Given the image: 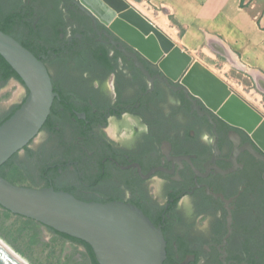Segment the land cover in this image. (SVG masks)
Masks as SVG:
<instances>
[{
  "label": "flooded vegetation",
  "instance_id": "af4514ba",
  "mask_svg": "<svg viewBox=\"0 0 264 264\" xmlns=\"http://www.w3.org/2000/svg\"><path fill=\"white\" fill-rule=\"evenodd\" d=\"M8 8L19 14L9 36L44 64L57 97L0 176L138 207L161 226L164 264H264V163L252 151L263 152L250 134L135 53L144 75L70 0H0V26Z\"/></svg>",
  "mask_w": 264,
  "mask_h": 264
},
{
  "label": "water",
  "instance_id": "95a60500",
  "mask_svg": "<svg viewBox=\"0 0 264 264\" xmlns=\"http://www.w3.org/2000/svg\"><path fill=\"white\" fill-rule=\"evenodd\" d=\"M70 1L91 19L94 27L97 22L101 23L109 39L112 40V36H115L118 40L112 42L113 45H117L118 51L123 54L134 57L135 65L144 75L148 74L136 60L135 53L152 61L161 59L159 67L163 74L171 81L179 78L176 69H179L178 63L181 64L180 68L182 67L184 57L178 54L174 44L152 22L124 0H111L117 5L110 2V16L123 22L125 20L123 13L129 11L149 22L153 29L152 34L157 38L163 37L169 43V47L162 46L159 56L152 58L145 55L123 35L110 27L106 20H101L84 4L83 0ZM247 1L243 0V4ZM259 26H264V14ZM139 29L142 39L149 36L150 33L145 32L141 27ZM124 43L133 48L134 53L127 52L123 46ZM211 48L220 55L230 57L223 48L212 45ZM0 57L16 73L23 85L11 102L0 105V115L12 106L20 104L25 97L19 108L0 125L1 166L12 155L20 153L38 135L50 114L57 94L53 91L51 79L44 64L18 41L1 30ZM164 81L169 86L167 79ZM254 81L258 85H264L263 80L255 78ZM180 83L190 100L192 97L201 100L182 81ZM7 85L8 81L1 92L7 89ZM254 143L263 153H255L252 149L250 151L264 163V150L255 141ZM0 207L13 215L35 221L56 233L86 243L91 248L97 264H164L166 259V241L161 226H155L138 207L131 204L84 202L67 192L55 191L53 188L33 189L16 186L0 176ZM227 213L228 233L223 239V244L230 233L229 210ZM0 264L23 263L0 243Z\"/></svg>",
  "mask_w": 264,
  "mask_h": 264
},
{
  "label": "rangeland",
  "instance_id": "374dc122",
  "mask_svg": "<svg viewBox=\"0 0 264 264\" xmlns=\"http://www.w3.org/2000/svg\"><path fill=\"white\" fill-rule=\"evenodd\" d=\"M124 1L156 24L158 30L174 44L178 54L184 57L182 67L180 68L181 64L178 63L179 69H176L181 80L192 67H198L225 86V95L218 97L212 94L215 97V105L228 107L227 99L232 95L248 104L264 121V85H258L245 70L233 66L227 57L218 55L204 44L196 48L180 46L175 36L157 18L160 11L149 0ZM109 4L110 1L108 4L105 2L108 7ZM109 8L111 9V6ZM192 84L195 92L201 90L199 85ZM21 88L22 85L14 79L8 80L7 89L0 91V105L11 102ZM29 220L16 217L0 207V239L28 264H90L84 248L56 236L39 223Z\"/></svg>",
  "mask_w": 264,
  "mask_h": 264
},
{
  "label": "crops",
  "instance_id": "0c3cea01",
  "mask_svg": "<svg viewBox=\"0 0 264 264\" xmlns=\"http://www.w3.org/2000/svg\"><path fill=\"white\" fill-rule=\"evenodd\" d=\"M149 2L159 9L157 18L180 46L196 48L204 44L209 48L211 45L223 48L231 54L228 61L234 56L240 65L237 68L245 70L253 79L264 81V26H259L264 0H248L245 4L243 0ZM250 72L256 73V77Z\"/></svg>",
  "mask_w": 264,
  "mask_h": 264
},
{
  "label": "bare ground",
  "instance_id": "6f19581e",
  "mask_svg": "<svg viewBox=\"0 0 264 264\" xmlns=\"http://www.w3.org/2000/svg\"><path fill=\"white\" fill-rule=\"evenodd\" d=\"M110 1L115 5L116 3L111 0H83L84 4L92 9L101 20H106L110 27L115 29L118 33L123 35L127 41L134 44L141 52L145 55L155 58L160 55L163 47H169V43L161 36L158 38L152 34V27L149 22L145 19L136 16L132 12H124L125 20L123 22L116 20L109 14L110 6L105 5V2ZM117 5V4H116ZM115 5V6H116ZM133 23V24H132ZM136 25V26H134ZM141 27L145 32L150 33L145 39L140 35ZM231 55V54H229ZM231 59V58H230ZM231 63L235 67H240L234 56H232ZM170 72V71H169ZM172 75L173 73L170 72ZM250 74L255 78L256 73L250 72ZM188 77V78H186ZM182 79V83L198 98L201 96V100L210 108L216 112L221 118L226 120L232 125L243 128L247 131L253 140L264 150V121L263 118L251 110L248 104L243 102L237 97L232 95L228 96V107H220L214 104L215 97L226 94L225 86H223L218 80L213 76L207 74L205 71L198 67H192L187 76ZM199 85L201 90L195 92L196 89L194 84ZM195 90V91H194ZM198 90V89H197ZM213 94V96H212ZM260 128L259 131L258 128ZM0 243L10 251L20 262L23 264H28L23 257L19 256L15 251H13L8 245H6L1 239Z\"/></svg>",
  "mask_w": 264,
  "mask_h": 264
},
{
  "label": "trees",
  "instance_id": "16d2710c",
  "mask_svg": "<svg viewBox=\"0 0 264 264\" xmlns=\"http://www.w3.org/2000/svg\"><path fill=\"white\" fill-rule=\"evenodd\" d=\"M13 9L8 8V12L4 15L3 17V25L0 26V30L2 32H4L5 34L11 35L9 32V29L18 22V18H19V14L12 12ZM20 42V41H19ZM20 44L29 49L25 44H23L22 42H20ZM0 73L2 75V79L4 82H7L10 79H14L15 81H17L19 84L22 85L19 77L16 75V73L9 67V65L0 57ZM23 86V85H22ZM25 97L23 98L22 102L16 106H14L4 117H2L0 119V125L7 120L14 112L15 110H17L19 108V106L23 103ZM16 217L22 218L20 216L15 215ZM30 221V220H29ZM40 225V224H39ZM42 226V225H41ZM47 230H49L50 232H52L53 234H55L56 236H59L60 238L69 241L73 244H76L78 246H81L82 248H84L86 255L89 259L90 264H97V262L95 261L94 255L92 253L91 248L84 242L71 238L67 235L64 234H60V233H56L53 230L46 228Z\"/></svg>",
  "mask_w": 264,
  "mask_h": 264
},
{
  "label": "clouds",
  "instance_id": "9594fccd",
  "mask_svg": "<svg viewBox=\"0 0 264 264\" xmlns=\"http://www.w3.org/2000/svg\"><path fill=\"white\" fill-rule=\"evenodd\" d=\"M204 138L206 139V136Z\"/></svg>",
  "mask_w": 264,
  "mask_h": 264
}]
</instances>
